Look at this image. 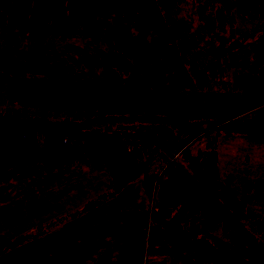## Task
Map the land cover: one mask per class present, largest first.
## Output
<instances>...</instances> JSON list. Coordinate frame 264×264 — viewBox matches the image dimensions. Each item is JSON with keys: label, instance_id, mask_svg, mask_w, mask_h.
Masks as SVG:
<instances>
[{"label": "rangeland", "instance_id": "obj_1", "mask_svg": "<svg viewBox=\"0 0 264 264\" xmlns=\"http://www.w3.org/2000/svg\"><path fill=\"white\" fill-rule=\"evenodd\" d=\"M84 1L86 8L76 15H68L66 25L51 27L40 34H27L17 27L11 30L0 28V116L16 115L17 120L22 122H39L41 125L48 124L58 128L69 113L72 115L88 112V109H75L101 107L102 104L99 105V103L107 102V98L114 97L120 101L128 95L136 96V92L140 94L141 92L138 91H165L168 88H175L173 74L179 78V85L182 86L191 79L192 69L200 72L210 65L207 90L217 89L221 92L234 93L233 89L236 87L240 89L241 86L238 85L245 79L248 80L247 78L253 74L252 69L257 62L262 61L257 68L260 71L264 70V19L249 20L234 14L233 25L227 24L229 27L226 26L225 34L218 33L220 21L216 17V11L221 5L217 0H183L179 11L172 16L171 20L187 29L188 33L196 31L194 35L197 39L201 37V47L187 54L183 62L176 64L174 68L172 65L165 67L161 58L158 57L157 63L162 66L157 64L147 67L137 66L129 69L127 73H121L114 67L104 65L101 58L105 56L114 59L115 52L111 54V50L117 46L131 44L140 47L144 44V53L134 58L142 63L147 62L146 51L149 49L147 45L151 44L149 42L152 39L160 38L159 28L147 20L146 15L142 16L136 0ZM236 1L239 0H232V2ZM241 35L246 36L244 41L241 40ZM234 43L240 45L228 49ZM220 47L226 50H218ZM169 67L173 70H169ZM46 80L50 84L42 83ZM57 83H64L62 87L65 86V89L61 91L49 88L39 89L41 85ZM11 85L13 87L16 85L17 90L13 87V90H10ZM25 87L38 89L29 92L25 90ZM95 88L98 91L94 92ZM116 88L127 89L126 94L122 93L126 96H121L120 90H113ZM103 89L113 90L116 94L102 91ZM12 94L22 102L14 101L10 96ZM21 95H23L22 99ZM59 106H68L69 110H61ZM110 114L112 113H109L107 118L117 117ZM211 121H213L212 118H202L197 121L198 123L191 124L185 129H178L179 131L176 132L178 142L171 144L172 147L168 149L170 153H164L161 146L153 141L139 140L140 133L151 132L155 128L152 124L120 123L115 126L107 125L97 130L121 137L125 143L129 141L131 147L149 152L152 164L147 169L146 176L149 179H155L171 157L175 155L174 159H178L175 148L186 138V132L200 131L209 126ZM220 128L218 135L206 134L191 148L193 152L203 151L216 139L219 184L227 187L226 176L234 177L229 187L236 191L238 200L245 203V211L249 214L248 219L240 223L241 227L250 233L254 245L264 255V239L256 233L258 222L264 220V199L254 191L245 192L242 189L244 185L254 187L257 182L264 183V140L252 141L241 134H232L227 124H223ZM38 145L40 149L43 148L40 138ZM30 170L32 168L29 166L15 168L7 180L15 181L29 174ZM147 198L145 197V201L148 200ZM93 202L96 207V202ZM72 204L71 208L78 205V203ZM87 204L81 207L80 211H65L72 212L65 214L73 217L95 208L86 209ZM151 204L149 203V213ZM0 222L1 231L4 233L0 235L1 239L4 236L10 238L13 232L26 229L30 225L27 224V220L12 218L9 220L3 218ZM56 222L58 224L54 227L64 221L59 218ZM148 228L149 224H147V231ZM147 231L144 234L145 241H147ZM188 235L191 239L206 240L221 252L236 256L247 264H260L250 248H238L224 239L219 223L215 224L213 230H209L201 214L191 218ZM196 258V254L194 256L189 252H183L176 258L170 255L154 256L145 261L147 264H172L173 261L176 264H187Z\"/></svg>", "mask_w": 264, "mask_h": 264}, {"label": "trees", "instance_id": "obj_2", "mask_svg": "<svg viewBox=\"0 0 264 264\" xmlns=\"http://www.w3.org/2000/svg\"><path fill=\"white\" fill-rule=\"evenodd\" d=\"M221 7L216 11L220 21L218 33L225 34L226 26L233 25L234 14L249 20L264 19V0H217ZM183 0H136L139 11L147 20L159 28V37L152 39L147 47L145 63L134 57L144 53V44L140 47L126 44L111 50L114 59L102 57L104 65L114 67L121 73H127L132 67L157 64L160 57L165 67L181 64L190 52L201 47L200 38L188 33L187 29L172 21V16L179 11ZM86 8L84 0H0V28L11 30L18 28L27 34H40L51 27L66 25L68 15H76ZM228 24V25H227ZM229 27V26H228ZM52 28V29H53ZM223 31V32H222ZM187 32V33H186ZM232 35V34H231ZM203 36V35H202ZM246 36L241 35L244 41ZM234 43L233 46H238ZM218 50H226L224 47ZM128 52V53H127ZM131 52V54H129ZM116 57V58H115ZM128 57H132L129 59ZM257 62L253 66L256 75L264 88V70L260 71ZM169 67V70H173ZM210 65L200 72L192 69L191 79L180 86L173 73L175 91L192 89L207 90L210 78ZM239 87L241 86L238 85ZM238 87L233 89L236 93ZM75 115V116H73ZM116 118H107L109 113L92 111L79 112L66 116L58 128L41 125L39 122H22L16 115L0 116V183L5 181L13 169L39 164L44 167H66L86 162L94 167H104L110 180L109 190L101 200L117 195L123 187L138 178L144 179V192L151 204L149 228L145 248V258L170 255L174 258L183 252L197 255L195 260L187 264H247L236 256L221 252L214 245L203 239H191L188 235L189 222L192 217L201 214L209 230L215 224L221 226L222 237L232 245L250 248L257 256L260 264H264V255L254 245L249 232L241 227V222L248 219L245 203L239 201L236 191L229 187L234 177L226 176L227 187L219 184L216 139L209 143L203 151L193 152L191 146L206 134H216L224 124L229 125L232 134H241L252 141L264 140V119L243 120L239 118L220 119L217 127L206 126L200 131L186 132V138L178 143L175 155L163 166L155 179L146 176L152 164L149 152L131 147L121 137L99 132L98 128L117 124H152L151 132L138 135L146 141H153L161 146L164 153L178 142L177 131L191 124L198 123L177 117H169L153 113L110 114ZM159 128V129H158ZM220 128V129H219ZM168 131H167V130ZM176 129V130H175ZM179 129V130H178ZM43 148L40 149L38 140ZM217 138V137H216ZM168 153V154H169ZM174 160V161H173ZM245 192L254 191L264 199V183L257 182L253 187L244 185ZM254 194V193H252ZM86 209L95 207L93 201ZM58 222L36 227L30 234L20 235L0 245V254L17 247L30 239L51 230ZM256 233L264 239V220L257 224ZM176 264V262H172Z\"/></svg>", "mask_w": 264, "mask_h": 264}, {"label": "crops", "instance_id": "obj_3", "mask_svg": "<svg viewBox=\"0 0 264 264\" xmlns=\"http://www.w3.org/2000/svg\"><path fill=\"white\" fill-rule=\"evenodd\" d=\"M247 79L241 84L240 93L168 88L165 91L143 90L138 91L140 94L136 92V96H126L123 94L127 89L116 88L113 90L122 91L121 96L126 97L120 101L107 98V102H100L102 105L98 108L75 110L153 113L190 121L202 118L262 120L264 88L256 75ZM42 83L50 84L47 80ZM62 84L41 85L39 89L61 91L65 89ZM15 86L11 85L10 90ZM36 89L25 87L29 92ZM110 89L102 91L114 92ZM10 96L14 101L22 102L14 94ZM67 107L59 106V109L69 110ZM139 140L146 141L142 137ZM30 167L29 174L0 183V219L27 220L30 224L26 229L13 232L10 238L0 237V245L59 218L64 222L0 254V264H147L144 234L149 222V200L145 201L143 178L127 183L117 195L101 200L94 209L69 217L66 214L72 212L65 211H80L85 204L101 199L108 192L110 180L104 168L86 162L66 167H42L39 164ZM72 203L78 205L71 208ZM0 235H4L1 228Z\"/></svg>", "mask_w": 264, "mask_h": 264}, {"label": "water", "instance_id": "obj_4", "mask_svg": "<svg viewBox=\"0 0 264 264\" xmlns=\"http://www.w3.org/2000/svg\"><path fill=\"white\" fill-rule=\"evenodd\" d=\"M220 123H221V121H219V120H213L210 122L209 127L210 128L217 127Z\"/></svg>", "mask_w": 264, "mask_h": 264}]
</instances>
